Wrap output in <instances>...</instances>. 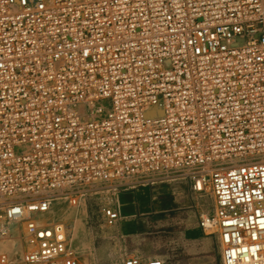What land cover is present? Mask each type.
I'll use <instances>...</instances> for the list:
<instances>
[{
	"label": "built area",
	"instance_id": "2783aa9c",
	"mask_svg": "<svg viewBox=\"0 0 264 264\" xmlns=\"http://www.w3.org/2000/svg\"><path fill=\"white\" fill-rule=\"evenodd\" d=\"M207 165L220 264H264V0H0V264H88L54 198Z\"/></svg>",
	"mask_w": 264,
	"mask_h": 264
},
{
	"label": "rangeland",
	"instance_id": "374dc122",
	"mask_svg": "<svg viewBox=\"0 0 264 264\" xmlns=\"http://www.w3.org/2000/svg\"><path fill=\"white\" fill-rule=\"evenodd\" d=\"M188 171H192V169L177 168L166 172L140 174L130 178L136 180L137 183H145L155 181L157 176L167 173H178L170 178L182 177L185 175L183 173ZM118 184L117 180H102L92 183L87 186L84 194L77 198L75 204L70 203L68 198L59 199L62 205L67 207L70 218L76 223L79 232L77 245L70 246L69 234L66 231L67 245L75 250L82 261L88 264H123L127 256L134 255L142 260L151 257L158 258L165 264H220L215 232L206 233L209 232L207 230L205 232L208 236L207 243L203 246L199 245L194 250L191 247L187 248L181 242L178 233L164 234L154 230L151 233L147 232L131 237L125 235L117 224H107L104 221L102 209L110 207L108 204L116 194ZM161 185L166 191L170 188L168 182H163ZM197 195L199 197V223L201 218L212 215L214 211L213 195L208 182L207 189L197 192ZM80 201L83 202V205L78 207ZM204 213L205 215L202 216ZM64 226L67 229L66 223ZM22 251L21 247L19 258Z\"/></svg>",
	"mask_w": 264,
	"mask_h": 264
},
{
	"label": "crops",
	"instance_id": "0c3cea01",
	"mask_svg": "<svg viewBox=\"0 0 264 264\" xmlns=\"http://www.w3.org/2000/svg\"><path fill=\"white\" fill-rule=\"evenodd\" d=\"M189 172L178 178H170L178 173H167L145 183H137L133 178L120 180L108 204L119 213L115 224L131 237L157 230L164 234L178 233L187 248L195 250L206 244L208 236L198 223L199 197L186 175ZM163 182L170 184L168 191L163 189Z\"/></svg>",
	"mask_w": 264,
	"mask_h": 264
},
{
	"label": "bare ground",
	"instance_id": "6f19581e",
	"mask_svg": "<svg viewBox=\"0 0 264 264\" xmlns=\"http://www.w3.org/2000/svg\"><path fill=\"white\" fill-rule=\"evenodd\" d=\"M258 157H252L251 159H257ZM218 163L215 164V167H217ZM211 165H207V166H203L200 167L198 170L199 173H201V176L203 179H199L196 180L194 185L200 187L201 191L204 189H207V182H208V186L210 188V183H209V179H208V172L209 169L211 168ZM190 169V168H189ZM193 170V169H192ZM192 172V171H191ZM136 181V180H135ZM206 188V189H205ZM199 192V191H198ZM205 193V192H204ZM59 199H62L61 197H56L53 199L51 205L48 208V211L43 214L42 218L40 220L43 221H48V222H61L63 223V225L66 223L67 229L65 228V233L66 231H68L69 234V245L70 246H76L77 242H78V229H77V225L76 223L70 218L69 215V211L67 209V207L63 206L62 203L59 201ZM83 202H79V206H82ZM74 211V210H73ZM69 212V213H68ZM76 212V211H75ZM205 213L202 215L204 216ZM73 217V216H72ZM208 217V216H204V219ZM57 219V220H56ZM10 230H11V235H7L6 237H0V251H6L7 255L13 259V260H19V254L21 252V247L22 250L25 249V238H24V231L22 226H16L15 224H12L10 226ZM67 243V241H66ZM68 247V245H67ZM78 247V246H77ZM81 260V259H80Z\"/></svg>",
	"mask_w": 264,
	"mask_h": 264
}]
</instances>
